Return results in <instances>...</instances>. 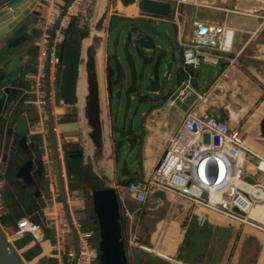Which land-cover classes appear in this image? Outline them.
<instances>
[{
  "label": "built area",
  "instance_id": "built-area-1",
  "mask_svg": "<svg viewBox=\"0 0 264 264\" xmlns=\"http://www.w3.org/2000/svg\"><path fill=\"white\" fill-rule=\"evenodd\" d=\"M156 1L169 3L172 19L141 12L140 19L175 26L179 59L185 67L187 78L167 100L168 106L180 114V120L167 140L162 156L147 178L122 183L124 193L132 202L143 205L153 191H160L187 203V209L199 226H203L207 217L212 214L264 235V222L250 216L253 208L264 206V156L247 146L241 127H230L212 117L206 110L209 105L208 91L198 92L187 72V69L197 70L203 64L234 66L237 55L232 57V53L236 30L224 24L200 21L194 15L186 32L180 22V8L189 6L225 13L227 10L201 5L199 0ZM96 2L97 0H70L63 8H58L50 1L40 35L35 42L37 56L32 83L29 85L30 89L19 96V101L32 111L31 116L27 117V137L41 138L45 174L50 181L52 175L58 176L63 192L66 193L63 204L67 211V215H63L59 222H54L55 249L49 257H44L47 259L44 263H41L40 258L25 261L20 250L14 247L16 240L27 235L32 237L33 243L41 244L43 235L38 224L29 217H20L11 232H8L0 221V231L5 243L22 264H53L51 260H56V264L97 262L98 251L91 243L93 232L87 230L75 216L76 210L84 211L85 206L74 209L68 196L67 158L59 126L60 120L70 116V112L56 111L58 108L66 110L68 107L59 97L61 60L58 50L64 41V32L71 22L81 31L89 29L91 9ZM231 13L236 14L234 11ZM261 20L259 28L262 29L264 16ZM200 27L205 28V32H199ZM192 98L185 109L178 108V104H186ZM48 137L54 139L55 158L51 157L48 149ZM5 212L4 202L0 200V220ZM123 216L132 220V215L126 210ZM129 244L146 251L134 239H130Z\"/></svg>",
  "mask_w": 264,
  "mask_h": 264
},
{
  "label": "water",
  "instance_id": "water-1",
  "mask_svg": "<svg viewBox=\"0 0 264 264\" xmlns=\"http://www.w3.org/2000/svg\"><path fill=\"white\" fill-rule=\"evenodd\" d=\"M39 2L41 0H8L0 5V65L4 63L7 52H10L13 47L22 41L27 40L25 38L26 34L18 36L20 33L18 31L26 24V21L29 24L35 22L38 12L34 9ZM137 8L141 13L161 17L169 16L171 12L169 3L156 0H139ZM102 18L100 17L96 21V29L101 30L102 36L99 37L96 34L90 36L89 33L80 45L79 59L81 64L83 43L88 38L91 41V46L87 47L85 52L87 102L85 103L84 119L86 127L90 129L85 135L96 148L102 149L104 135L106 138V134H108V138L111 139L114 145V151L119 146L117 154L115 152L116 160H119L120 153L123 155L120 173L126 176L128 166L141 160L142 137L139 135H143L142 124L150 112V110H147L140 117V88L148 94L161 93L164 82L174 80L176 87L165 97L164 102L161 104V106H164L175 89L187 78V73L184 66L181 69H174V63L179 59L180 54L174 41L165 32L155 29L148 21L144 20L112 16L105 25ZM121 23H127V26L120 29L119 25ZM73 26L74 22H71L64 32V41L59 56L61 61ZM140 27L144 32H141V34L140 32H133L134 29L140 30ZM199 32H205V28L200 27ZM97 42L100 43L101 48L105 45L109 53L104 69L109 100L108 128L105 119L101 116L100 109V87L96 72L94 46H92ZM158 42L164 44L165 47H162ZM153 56H155L154 60L151 61L150 58ZM140 60H145L144 64L147 66L142 67L141 70ZM158 63L159 68L157 69ZM149 65H152L150 69ZM169 67L172 68V78L167 79L162 71L167 70ZM223 68L224 64H221V69ZM18 89L15 78L0 72V95L5 103L15 99L7 113L2 112L4 109H2L0 102V185L4 182L1 179L2 174L5 172L7 176H12L15 169L14 156H8L6 152H3L7 141L11 140L10 146L13 147L12 149L17 148L15 156L18 159H22L24 155L29 153L31 156L18 168L14 178L15 191L18 197L25 201L28 199L30 192L38 193L40 185H42L41 190L44 192L46 184L45 168L37 141L35 138L27 137V116L20 114L19 109L16 117L10 118L13 114V108L21 104L19 95H17ZM120 102L122 107H120ZM74 106L76 107V104ZM111 123H115L112 134L110 131ZM124 123L128 124L126 133H122ZM59 129L64 138L63 146L78 145L77 149L63 150L66 158L70 160L84 158L82 147L84 140L78 121V113L76 112V116H72L70 113V116L62 118ZM129 139H137L138 142L135 140L128 143ZM52 141L54 142L53 138ZM137 143L138 145L134 147ZM130 157L131 160L128 161ZM93 199L94 212L97 215L100 227V242L97 246L99 264H127L121 228L118 222L120 212L116 195L113 190L100 187V189H94ZM106 242L108 247L105 245ZM104 249H108V251L106 250L103 253ZM46 261V258H42L41 263ZM0 264H22V261L5 243L1 231Z\"/></svg>",
  "mask_w": 264,
  "mask_h": 264
},
{
  "label": "crops",
  "instance_id": "crops-1",
  "mask_svg": "<svg viewBox=\"0 0 264 264\" xmlns=\"http://www.w3.org/2000/svg\"><path fill=\"white\" fill-rule=\"evenodd\" d=\"M7 1L8 0H0V5ZM50 1H53L54 4L58 8H63L70 0H41V2H39V4L34 9L36 12H38V17L35 19V22L33 24L32 23L29 24L28 21H26V24L18 31L20 32L18 36H22L23 34H26L25 38H27V40L22 41L17 46L13 47L10 50V52H7L4 63L0 65V72H3L7 76H12L13 78H15L16 86L19 88L18 93H17V95L19 96L23 91H25L24 87H27L28 84H30L26 82V77L29 75L32 64L35 65L36 56H37L35 42L37 41V38L40 35L42 21H43L45 13L47 12ZM98 1L100 2L101 0H97L96 5H95L96 9H93L91 13V25L89 27L90 30H91L92 24L94 22L96 23V21L100 17H103L105 15L108 16V21L112 16H121V17L129 18V19L140 20V16H139L140 12L137 8L138 0H105L103 11H100V8H99L100 3ZM208 2L210 4L222 6V4H220L219 2H218L219 4L216 3L215 0L212 2L210 1ZM119 3H122L125 7L134 6L135 12L132 13L131 15H128L124 12L119 11L118 9ZM211 8H214V7H211ZM210 10L214 12H218L219 14L223 15V20L221 22L215 21L211 23L224 24L236 30L235 37H234V48H233L232 57L237 55V58H236V64L234 66H231V67L224 66V68L221 70V73L216 78L215 83L210 85L209 88L206 90L208 91L209 94H213V96L210 98L209 105L206 107V110L216 105L217 101L218 103L220 102L219 105H221L222 102H227L225 111L223 110L222 113H216L217 117L219 118L227 114L228 118L233 120V125H230V127H233V126L241 127V130L243 131L245 138H246L247 133H253L257 136V139L264 141V134L262 132V129L260 128V122L262 118L264 117V109L258 110L257 114H258L259 119L258 121H256V125L253 128L254 121H251V118L247 117V111L250 109V106H249L250 103L247 104L245 108H244V105L242 104L241 105L242 108H240V110L238 111L239 114H237L242 120L247 121L245 122V124H247L246 129H242V126L244 124L241 123L238 118H236L237 111L230 108L231 104L228 101L223 100V97L221 96V95H224V92L230 90L229 88L230 86H232L233 88V85H236L237 81L240 78L242 79V84H245L248 82V77H246L242 71L244 72L246 71V73H248V75L251 77L252 76L256 77V79L260 81L259 83H261L264 87V82H263L264 80L262 79V77L264 78V71H262L263 73H260L259 71V69L264 70L263 69L264 58L260 54V49L263 44L261 43L256 44V37H258L259 35L258 32L261 29L259 28L260 24L259 22L254 24L252 23L253 20L248 19V18H240V17L236 21L229 23L226 20L228 15L230 14L236 15V14L231 13L230 10L229 11L227 10V13L214 10V9H210ZM220 10H223V9H220ZM223 11H226V10H223ZM93 19L94 21L92 23ZM243 19H247L246 21L251 20V23H252L251 25L253 26V28L244 29L243 24H246V21H243ZM199 20L203 21L201 19ZM191 21L189 25L186 26L188 28L187 30H189L190 28ZM204 22H209V21L204 20ZM107 23H105V25ZM74 27L77 28L75 23L72 29ZM88 30L89 29H87V31ZM239 33L248 34V38L242 44H240V42L238 41ZM235 40L237 44H240L236 48V50H235ZM89 42L90 41L88 40L87 43ZM254 46L258 47L257 56L252 55L253 51L251 50L254 48ZM60 48L61 46L59 47V50H58L59 56L61 53ZM108 54L109 53L107 49L105 48V45H103V48L101 51V56H102L101 70L103 71L101 72L100 83L103 84V91L101 90L103 94V97H102L103 116L106 121L107 127H108L109 100H108V95H107V90H106V77H105L104 69L107 64L106 58ZM64 59H65V53L63 54L62 61H61L59 87L61 83L62 70L65 67ZM82 59L83 60L81 63V68H80V77L78 81L77 94L79 97V105L84 106V100H85V97L87 96L85 53ZM79 64H80V59H79ZM79 64H78V68H79ZM233 70H236L237 72L234 73ZM77 74H78V69H77ZM246 85L252 86L249 83H247ZM234 93L235 91H233L232 96H234ZM59 97H60V92H59ZM66 105L68 106L66 108V111L71 113L74 105H69V104H66ZM20 111H21L20 114H24L28 118L31 116V113H32L31 108L28 107L23 102L21 103ZM163 113H164L163 108H161L160 110L156 111L153 114V118L150 117L151 119H148V121L146 122L145 140L143 142V147L141 148V153H140L141 163H139L138 166L136 165L135 171H133L132 173H130L128 170V174H127L128 176L123 177V179L120 181L118 178L120 168L118 166V161L116 160V157H115L114 145L111 139L108 138V134H106V140H107V145H108L106 153H107V160L110 163V175L104 176L101 179L100 183L93 182L94 189L100 188V187L104 189H114L118 193L119 191L124 190L121 185L122 183L130 181V180L142 181L148 177V175L152 171V168L154 167L157 161L153 157L154 152H153L152 146L156 144L157 141H159L157 132L160 129ZM245 118L247 119L245 120ZM152 120L154 123H152ZM179 120H180V114L178 113V122L176 126L178 125ZM165 123L166 122H164L163 125H165ZM175 128L176 127H174L170 132L165 133L166 137L164 141L162 142V146H161L163 150L165 148L167 140L169 139V137L171 136ZM250 128H253V131H250ZM247 146L264 156V149L261 148L260 146L255 145L253 147L248 144ZM82 165L83 167L81 168H83V170H81V173H80L81 175H82V172L83 173L85 172L84 169L86 168V166L84 165V158H82ZM52 171H54V168H52ZM89 175L90 173L88 170L87 178L90 177ZM44 177L46 179V183H45L46 188H45V191L42 192L43 194L41 196V199L32 200L31 202H29V200L24 201V203L27 202L31 206L33 205L32 207L34 206L36 207L34 212L31 214L23 213L21 215H25L31 219L32 215L37 214L38 212H41L45 216L46 220H50L52 219L51 216H53L57 212L58 215H60V218H62L63 215L64 216L67 215L66 208L63 204L64 196L66 194L63 192V186L56 174H54V176L52 175L53 178L51 181L50 179H47L46 174H44ZM90 178L92 179V177ZM103 183H104V186L101 185ZM93 188H91L90 190H93ZM67 190H68V196H70L71 198L72 206L74 209H80L85 206V203L78 198V194L75 192V190L71 194L69 187H68V183H67ZM163 194L165 193L160 192V191L152 192V194L149 196L148 201H150L151 198L156 197V202L159 203L158 207H162V208L145 207L144 209L145 215L143 216H140L141 206L130 200V202L135 204L136 207L133 206L131 208V211L129 213L132 215V220H129L126 218L129 225L127 227L123 226V232L124 231L126 232V229H127L128 234H130L129 235L130 239H134L135 241L136 239L137 240L139 239L138 241L141 240L143 242H145L146 240L145 234L146 235L150 234L149 240L151 241V244L149 246H151L153 244V236L156 231L157 225L161 222H166L170 227L171 231L170 230L169 231L173 235L178 236V240L176 241L175 246H174L175 248L170 250L172 251V253L171 254L169 253L170 254L169 255V254L163 253L162 251L164 250H159L160 252L153 251L152 249L148 248L149 246L146 245V243H144L143 245L140 244V246L144 250H146L147 252L153 255H157L159 257H150V258L143 259L141 258L143 254L130 253V252H127V249H126V252L128 255L127 264H264V235L248 227L234 224L232 222H229L225 218L212 215V214L207 217L206 223L203 226H199L196 223L195 217L191 215V213L189 212L187 208H184L187 214L178 212L177 207L180 206V204L177 203L176 205H173L172 201L174 200H172V197L167 194L165 195L171 200V206L165 211V214H164L162 212L164 211L163 207H165V204L161 198ZM122 207L124 208L126 207V205L122 204ZM76 211H80V210H76ZM7 212L8 211L6 210V213ZM21 215H19V217ZM19 217H17V219H19ZM193 223H194L195 229L190 234V237L192 239L191 242L193 245H192V249H190L189 252H186V251H183V248L185 246L190 227L192 226ZM36 224L40 226V229L43 235V240L41 244L33 243L31 240L27 244L23 245V247H20L17 249L15 248V249L18 251L20 250L21 256H23V254L28 253L32 250H36L37 253L30 260L40 258V261H41L42 258L49 257V255H51V252L54 253L55 230H54V224L52 222L46 223V225L42 224V222L36 223ZM213 227H219L217 228L219 229V232H214ZM225 227H228V228L225 229ZM211 231L213 232V234L210 235L209 232ZM27 236H25L23 239L16 240L14 244L16 242H20L24 240ZM137 236L139 237L141 236V239L138 238ZM43 245H45L44 246L45 248L43 247ZM47 246L49 248H47ZM130 247H133V246L129 244V248ZM51 261L53 264H56V260H51Z\"/></svg>",
  "mask_w": 264,
  "mask_h": 264
},
{
  "label": "rangeland",
  "instance_id": "rangeland-1",
  "mask_svg": "<svg viewBox=\"0 0 264 264\" xmlns=\"http://www.w3.org/2000/svg\"><path fill=\"white\" fill-rule=\"evenodd\" d=\"M208 1L212 2L214 0H208ZM222 1H224V0H215L216 3L219 2L220 4H222V7H224V8L233 9L235 6H237V4L240 0H226L224 2H222ZM217 6H221V5H217ZM93 9H96V6H95V8L93 7L91 9V13H92ZM180 12L182 15L180 18V22L183 25L184 29L186 26L189 25V23H190V21L194 15H196L197 19H201L203 21L208 20L209 22H215V21L221 22L223 20L222 14H219L218 12H214L210 9H207V10L203 9V8L196 9L194 7L182 6L180 8ZM255 15H256L255 17H251V16L243 15V14H236V15L230 14V15H228L226 20L230 23V22L236 21L240 17V18L251 19V20H253L252 23H254V24H256L258 22L260 24L262 22L261 17L264 16V10L259 11ZM165 19L171 20L172 17L169 15V16H166ZM246 20L247 19H243V21H246ZM251 20L246 21V24H243L244 29H252L253 28V26L251 25L252 24ZM93 21H94V19L92 20V23H93ZM102 21L104 22V24L107 23L108 16L107 15L103 16ZM148 22L155 29L165 32L174 41L176 48H177L176 29H175L174 25L169 24V23H165V22H156V21H148ZM119 26H120V29L121 28L123 29L127 26V23H121ZM187 29L188 28L186 27V29H185L186 32L188 31ZM90 31L91 30L89 28V33H91ZM258 33H259V35H258V37H256V44L261 43L264 45V26L262 27V29H260V31ZM247 38H248L247 33H239L238 34V41L240 42V44H242ZM158 43L162 47H165L164 44H162L160 42H158ZM240 44H237V42L235 40V50ZM251 51H253L252 55H254V56L258 55V52H257L258 47L254 46V48ZM110 53H111V51H110ZM181 68H183V65H182L181 60L178 59L174 63V69H181ZM263 69H264V67H263ZM34 70H35V65L32 64V66L30 68L29 75L26 77V82H28L30 84L32 83V77L34 75ZM221 70H222L221 64H219L217 66L203 64V65H201V67L199 69H197V70L187 69V72L192 77L196 90L200 93H204L209 88L210 85L215 83V80L219 76V74L221 73ZM259 71H260V73H263L262 71H264V70L259 69ZM233 72L236 73L237 71L233 70ZM242 72L246 77H248V82L247 81L246 82L251 84L252 86L246 85L247 83L242 84V79L240 78L237 81V84L233 85V88H232V86H230L229 87L230 90L224 92V95H221V96L223 97V100H226L231 104L230 108L237 111L236 115L239 114L238 111L240 110V108H242V106H241L242 104L244 105V108H245L247 106V104L250 103L251 105L249 104L250 109L247 111V117H250L251 121H258L259 117H258L257 112L259 109H264V87L261 83H259L260 81H258L256 79V77L249 76L248 73H246V71L245 72L242 71ZM77 78H78V74H77ZM262 79L264 80L263 77H262ZM30 84H28L27 87H24V90H29ZM101 85H102L101 90L103 91V84H101ZM175 87H176V82L174 80L164 82V86L162 87V90H161V96L165 98L167 96L168 92L173 90ZM233 91H235L234 96H232ZM75 92H76V87H75ZM14 100L15 99H11L7 103H5L3 97L0 95L1 107H2V109H4L2 112L7 113L8 110L12 107ZM192 100H193V98L186 104H178V108L179 109H185L186 106L188 104H190V102ZM114 101L116 102V100H114ZM86 102H87V98L85 97L84 104ZM219 103L217 101L216 105H214L213 107L208 109V112L212 115L213 118L219 119L221 122L226 123L228 126L233 125V120L229 119L227 114H225L224 116L219 117V118L217 117L216 113H222L223 110L225 111L227 102H222L221 105H219ZM76 104H77V102H76ZM133 104H132V107H133ZM20 106H21V104H19V106H15L13 108V111H12L13 114L10 117L11 119L16 117V114H17L18 110L20 109ZM120 107H122L121 102H120ZM114 111H115V108H114ZM76 112H77V108L75 106H73V110L71 111V115L76 116ZM163 112L164 113H163L160 129L157 132L158 133L157 136L159 138V141H157V143L152 146V149L154 152L153 157L157 161L160 159V157L163 154V149L161 148V146H162V142L164 141V139L166 137L165 133L170 132L174 127H176V124L178 122L177 110L169 107L168 103H166L163 106ZM83 114H85V105H84V113ZM236 118H238L239 121L244 124L242 126V129H246L247 124H245V122H247V121L242 120L239 117V115H237ZM246 119L247 118H245V120ZM164 122H166L165 125H163ZM87 130H88L87 131V133H88L90 131V129L88 128ZM34 138L37 141V145L39 147L40 154L42 155L43 154V150H42L43 147L41 144V138L39 136L34 137ZM89 141H90L91 145L94 146L90 139H89ZM206 141H207V139H206ZM245 141L250 146L254 147L255 145H257V146H260L261 148L264 149V141L257 139V136L253 133H247ZM47 143L49 146L48 149H49L50 153L52 154L51 157L55 158L56 155H55V152L53 149L52 137L47 138ZM77 148H78V145H76V144L63 146L64 151H66L67 149L74 150ZM94 149L96 152H99L101 148L98 149L94 146ZM122 159H123V155H122V153H120L119 160H118L119 168L121 166ZM130 160H131V157L128 159V161H130ZM139 163H141V161H137L134 164L129 165L128 166L129 172L132 173L133 171H135V167H136V165L138 166ZM65 164H66V170H67V183H68V187H69L71 194L75 190V192L78 194V198L85 203V211H83V212L76 211L75 216L85 225L87 230L94 232V235L91 239V243L95 248H97V246L99 244V240H100V234L93 227H91L90 224L88 223V216H89V212L91 210V200H92L91 199V196H92L91 193L94 192V190H90V189L93 188V186H90V184L87 186H86V184L85 185L83 184L82 177H81L82 175L80 174L81 173L80 159H71V160L67 159ZM127 176L128 175L123 176L119 172V174H118L119 181L122 180L123 177H127ZM88 178H90V177H88ZM3 181H4L3 184L0 186V200L4 201L5 209L8 210V212L7 213L5 212V214L2 216L0 221H1V224L8 230V232H11L12 227L15 226V222L17 220V217H19V215L23 214V212H24L23 211L24 210V207H23L24 201L23 202L19 201L17 196L15 195L16 191L14 188L13 176H6L3 179ZM92 181L93 180L90 178V180L88 182L92 183ZM111 190H113L114 194L117 197L118 204L120 205L119 212H120V215L122 217V222H123L122 224L124 227H127L129 224H128V221L126 220V218L123 216V212L125 210L130 212L131 208L133 206H135V204L130 202L129 197L124 193V190L119 191L118 193L114 189H111ZM88 193H90V194H88ZM121 198L123 199V201ZM161 198L165 204V207H163L164 211L162 213L165 214V211L171 206V200L165 194H163V196H161ZM172 200H174V201H172L173 205H176L177 203L180 204L181 207L180 206L177 207L178 212L187 214V212L184 210V208H189V205L187 203H185L181 200H177L175 198H172ZM122 204L126 205V207L123 208ZM145 206L150 207V208H162V207H158L159 203L156 202V197L151 198L150 201H148V203ZM263 213H264V211H263ZM261 214H262V212H259V216H261L263 218V216ZM143 215H145V213ZM20 217H27V216L21 215ZM51 218L52 219H50V220H46L43 213L38 212L37 214L32 215L30 220L35 222V223H41L42 222V224H45V225H46V223H49V222H52L54 224V222L60 221V215H58L57 212L53 216H51ZM140 222H141V220H140ZM217 228H219V227H213V231L219 232V229H217ZM227 228L228 227H225V229H227ZM194 229L195 228H194V223H193L192 226L190 227L189 234H188L185 246L183 248V251L189 252L190 249H192L193 244L191 242L192 239L190 237V234L194 231ZM169 230H170L169 225L166 222H161L156 227V231H155L154 236H153V244L151 246H149L151 244V241L149 240L150 234H148V235L145 234V238H146L145 242H143L141 240L138 241L139 239L138 240L136 239V242H139V244H142V245L144 243H146V245L149 246V247L148 246L147 247L152 249L155 252H160L159 250H164V251H162L163 253H165V254L170 253L171 254L172 251H170V250L175 248L174 246H175L176 241L178 240V236L173 235L170 232L171 230L170 231ZM123 234H124V239L126 240L125 250L127 249V252L136 253V254H143V256H141V258H143V259L144 258L145 259L150 258V257H157V256L152 255L151 253H149L147 251H142V250L134 248V247L129 248V239H130L129 235L130 234H128L127 229H126V232L124 231ZM133 234H134V232H133ZM209 234L211 235V234H213V232L211 231V232H209ZM137 237L141 239V236L140 237L137 236ZM31 240H32V237L29 235L24 240H22L20 242H16L14 244V247L16 249L23 247V245L27 244ZM127 252H126V258L128 256ZM36 253H37L36 250H32L28 253L23 254L22 257L25 261H29Z\"/></svg>",
  "mask_w": 264,
  "mask_h": 264
},
{
  "label": "bare ground",
  "instance_id": "bare-ground-1",
  "mask_svg": "<svg viewBox=\"0 0 264 264\" xmlns=\"http://www.w3.org/2000/svg\"><path fill=\"white\" fill-rule=\"evenodd\" d=\"M226 1V0H224ZM223 1V2H224ZM100 11H103L104 9V4H105V0H101L100 2ZM199 3L201 5H206L208 7H214L217 9H223V10H230V11H234L236 14H243V15H248L251 16L255 15L256 13H258L261 10H264V0H240L238 3V6H235L233 9H228V8H224L222 6H217L214 4H210L207 0H199ZM124 5L121 4V7H123ZM128 10L131 11H135V7L134 6H129L127 7ZM241 11V12H240ZM91 35L96 34L97 36L101 37L102 36V32L101 30H97L96 29V23L94 22L91 26ZM94 46V54H95V61H96V72H97V76H98V81H99V87H100V109L101 112H103V105H102V86L100 83V73H99V65H100V61H101V47H100V43L97 42L96 44L92 45ZM261 56L264 58V51L260 52ZM87 80V79H86ZM213 96V94H209V98H208V103L210 101V98ZM79 101V100H78ZM59 113V108L56 110ZM77 113H78V121L80 123V128L82 131V138L84 140V143L82 144L83 147V152H84V164L86 167H88L89 169V173H90V177H92L93 181L96 183H100L101 179L104 176H109L110 175V163L107 160V140L105 138L104 135V139H103V147L102 149H100L99 152L94 151L93 146L91 145L89 139L87 138V136L85 135L86 132L88 131L86 125H85V119H84V107L82 109L79 108V105L77 104ZM102 118L104 119V116L102 115ZM256 125V121L253 122V128ZM253 128H250V131H253ZM102 186H104V183L101 184ZM264 206H257L255 208H253V210L250 213V216L252 218H255L261 222H264ZM259 212H262V216H259ZM46 243V242H44ZM45 245H43L44 247ZM45 248V247H44ZM47 248H49L47 246ZM46 248V250H47ZM45 250V249H44ZM50 250V249H49ZM46 252V251H45ZM48 253V252H47Z\"/></svg>",
  "mask_w": 264,
  "mask_h": 264
},
{
  "label": "flooded vegetation",
  "instance_id": "flooded-vegetation-1",
  "mask_svg": "<svg viewBox=\"0 0 264 264\" xmlns=\"http://www.w3.org/2000/svg\"><path fill=\"white\" fill-rule=\"evenodd\" d=\"M121 4L122 3H119V6H118V9H119V11H121V12H124V13H126V14H128V15H131L132 13H134L135 11H131V10H128L127 9V7H125V6H123V7H121ZM256 15H252V17H255ZM140 20H142V19H140ZM106 32V31H105ZM133 32H140V34H141V32H144V30H142V28L140 27V30H138V29H134V31ZM90 35H91V33H90ZM90 41V39L88 38V39H86L85 41H84V43H83V50H82V58H83V55H84V53L86 52V48L87 47H89V46H91V41L89 42V43H87V41ZM102 49V48H101ZM178 50V49H177ZM154 57L155 56H153V57H151L150 59H151V61H153L154 60ZM83 60V59H82ZM82 60H81V63H82ZM144 61L145 60H140V70H141V68L142 67H147L145 64H144ZM100 62H102V57H101V61ZM151 66L152 65H149V69L151 68ZM158 67H157V69L159 68V63H158V65H157ZM80 68H81V64H80V66H79V71H78V79H77V84H76V98H77V104L79 105V97H78V94H77V89H78V81H79V77H80ZM101 72H102V70H101V63H100V65H99V73H100V78H101ZM162 73H163V75H165V77L167 78V79H170V78H172V68H168L167 70L165 69V70H163L162 71ZM87 82V81H86ZM174 90V89H173ZM173 90H171V91H169L168 92V94L169 93H171ZM164 100H165V98L164 97H162L161 96V93L159 92V93H153V94H148V93H145L141 88H140V117H141V115H143L147 110H150V112H149V115L145 118V120H144V122H143V124H142V129H143V135H139L140 137H142V147H143V142H144V140H145V125H146V122L148 121V119H151L150 117H152L153 118V114L156 112V111H158V110H160L161 108H163V106H161V104L164 102ZM77 104H76V108H77ZM85 105V104H84ZM84 106H81V105H79V108L80 109H82ZM64 112H66V110H63V108H59V113H64ZM103 115V112H101V116ZM152 123H154L153 122V120H152ZM108 125H109V122H108ZM127 123H124V126H123V129H122V133H126L127 132ZM114 126H115V123H111V125H110V131H111V134L113 133V128H114ZM136 126V125H135ZM108 128V127H107ZM132 128V127H131ZM260 128L262 129V132H263V134H264V117L262 118V120H261V122H260ZM116 138V137H115ZM136 140V142H138V140L137 139H134V140H132V139H129L128 140V143H130V142H132V141H135ZM8 142H9V144H8ZM104 142H105V139H104ZM10 144H11V140H9V141H7V143H6V146L3 148V152H6L7 154H8V156H11V155H13L14 156V158H15V169L13 170V174H12V176H13V178H15V175H16V172H17V170H18V168L25 162V161H27L29 158H31V156H30V153L28 154V155H24L23 156V158L22 159H18L15 155H16V151H17V148L16 147H14V149H12L13 147L12 146H10ZM9 147H8V146ZM138 145V143L134 146V147H136ZM141 147V148H142ZM2 152V153H3ZM81 161H80V167H83V165H82V159H80ZM85 165V164H84ZM81 170H83V168H81ZM85 172L83 173L82 172V181H83V184L85 185L86 184V186L87 185H89L90 184V186H93L94 185V183H93V181H92V183H89L88 181L90 180V178H87V175H88V167H86L85 169ZM7 175L5 174V172L2 174V177H1V179H4L5 177H6ZM45 183H46V179H45ZM39 189V191H38V193H32V192H30V195H29V197H28V199L27 200H29V202H31L32 200H40L41 199V196H42V185H40V188H38ZM93 190H94V188H93ZM15 195L17 196V198H18V200L19 201H22L19 197H18V195H17V193L15 192ZM91 210H90V212H89V216H88V223L90 224V226L91 227H93L96 231H98L99 232V234H100V227H99V225H98V219H97V215L95 214V212H94V205H93V202H94V199H93V192L91 193ZM23 202V201H22ZM119 210H120V205H119ZM119 225H120V228H121V236H122V241H123V244H124V246H123V248H124V250H125V247H126V240L124 239V232H123V222H122V217H121V215H120V218H119ZM93 235H94V232H93ZM99 242H100V240H99ZM107 247H108V244H107V242H106V244H105ZM108 251V249H104V252L103 253H105V251ZM125 254H126V250H125ZM96 264H99V261H98V258H97V262H96Z\"/></svg>",
  "mask_w": 264,
  "mask_h": 264
},
{
  "label": "trees",
  "instance_id": "trees-1",
  "mask_svg": "<svg viewBox=\"0 0 264 264\" xmlns=\"http://www.w3.org/2000/svg\"><path fill=\"white\" fill-rule=\"evenodd\" d=\"M89 32L87 30H79L74 27L70 32V37L68 39V43L66 45L65 50V59L64 64L65 67L62 70L61 75V83L59 87L60 98L64 101L65 104L75 105L76 97H75V87L77 81V69L79 64V56H80V45L81 41L87 38ZM264 51V45L261 46L260 52ZM119 146L116 148V154ZM33 206V205H32ZM29 203L25 202L23 204L25 214H31L35 210V206L32 207ZM140 216H143L145 204L140 205ZM35 256V255H34Z\"/></svg>",
  "mask_w": 264,
  "mask_h": 264
}]
</instances>
